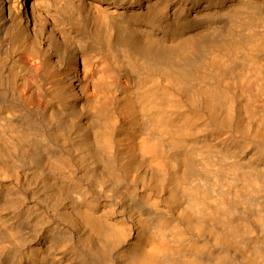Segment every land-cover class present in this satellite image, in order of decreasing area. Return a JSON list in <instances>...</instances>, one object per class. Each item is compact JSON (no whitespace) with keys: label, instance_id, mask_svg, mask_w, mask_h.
Masks as SVG:
<instances>
[{"label":"bare ground","instance_id":"6f19581e","mask_svg":"<svg viewBox=\"0 0 264 264\" xmlns=\"http://www.w3.org/2000/svg\"><path fill=\"white\" fill-rule=\"evenodd\" d=\"M0 264H264V0H0Z\"/></svg>","mask_w":264,"mask_h":264}]
</instances>
